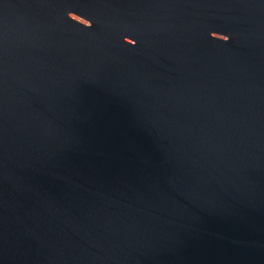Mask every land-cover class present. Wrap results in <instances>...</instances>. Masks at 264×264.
Masks as SVG:
<instances>
[{
  "label": "water",
  "instance_id": "1",
  "mask_svg": "<svg viewBox=\"0 0 264 264\" xmlns=\"http://www.w3.org/2000/svg\"><path fill=\"white\" fill-rule=\"evenodd\" d=\"M0 264H264V0H0Z\"/></svg>",
  "mask_w": 264,
  "mask_h": 264
},
{
  "label": "clouds",
  "instance_id": "2",
  "mask_svg": "<svg viewBox=\"0 0 264 264\" xmlns=\"http://www.w3.org/2000/svg\"><path fill=\"white\" fill-rule=\"evenodd\" d=\"M76 19H80V17H76ZM85 23L87 24V21H85ZM229 39V37L227 35H224L223 40L227 41Z\"/></svg>",
  "mask_w": 264,
  "mask_h": 264
}]
</instances>
